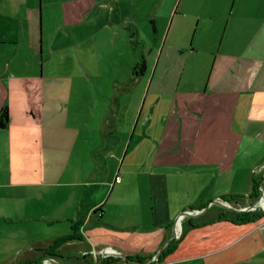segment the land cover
I'll return each instance as SVG.
<instances>
[{
  "label": "crops",
  "instance_id": "0c3cea01",
  "mask_svg": "<svg viewBox=\"0 0 264 264\" xmlns=\"http://www.w3.org/2000/svg\"><path fill=\"white\" fill-rule=\"evenodd\" d=\"M74 1L0 0V109L9 113L0 126V264L48 240H30L32 219L82 221L83 239L70 242L80 250L148 254L184 210L216 198L251 205L264 185V0L151 1L150 45L136 23L141 0L120 1L117 30L110 17L89 18L102 8L108 17L106 6ZM77 53H87L83 66ZM101 53H118L114 65L131 53L130 71L120 73L121 59L106 73ZM141 55L145 67L134 71ZM47 63L67 72L48 74ZM106 153L120 162L112 182ZM213 207L209 219L239 211ZM258 220L238 225L263 229Z\"/></svg>",
  "mask_w": 264,
  "mask_h": 264
},
{
  "label": "rangeland",
  "instance_id": "374dc122",
  "mask_svg": "<svg viewBox=\"0 0 264 264\" xmlns=\"http://www.w3.org/2000/svg\"><path fill=\"white\" fill-rule=\"evenodd\" d=\"M67 5L73 4L74 0H65ZM92 5H98L106 6L107 8L105 11L108 13V17L106 16V13L103 11V8L101 11L97 13V11H93L91 14H89V18H93V22H96L98 25V22H101V20H104L105 18L110 17L112 20V23H114L115 30L120 29V23L117 21L119 19V16L121 14V7L119 4L121 2H127L129 0H89ZM121 1V2H120ZM133 0H130L132 2ZM151 1L154 0H141L138 4L139 9L136 10L137 13V20L136 23L140 24L141 26V38H146V42L148 45L153 41L151 37L148 35V28L151 29V22L149 23V15L147 17V13L152 12V6L150 4ZM169 0H166L168 2ZM164 4V2L162 3ZM166 4V3H165ZM150 8V9H149ZM129 10H127L128 12ZM156 12L159 13L163 12L161 9H158ZM89 13V11H88ZM97 13V14H96ZM127 16V15H126ZM125 16V19H126ZM128 18V17H127ZM131 19H134L132 16ZM129 22H134L133 20H130ZM131 23V24H132ZM147 32V33H146ZM138 36V35H137ZM118 41L120 40L117 39ZM141 46H144L143 42H141ZM108 49V47H107ZM129 49V48H128ZM129 51V50H128ZM103 53L100 55V68L105 69L106 73L111 74V66H116L115 72H118L121 68V72L123 75L127 74V72L130 71V63H131V53H121L119 56L117 64H112L117 60V54L118 53H105L102 56ZM87 53H77L75 55L76 60H78L80 65H84L83 62L86 59L85 56ZM69 58L65 60V63L71 68L73 66L74 58ZM122 59V66H119V62ZM58 60V59H57ZM56 60V61H57ZM81 60V61H79ZM111 60V62H110ZM78 64V65H79ZM76 65V64H74ZM111 65V66H110ZM108 66H110L109 69H106ZM112 66V69H113ZM60 69V67H59ZM45 71L53 74H57L59 72V76H61L63 73L67 72V69L65 70H58L54 68V63H47L45 66ZM105 76V77H104ZM109 75L104 74L103 77L105 80L109 79ZM63 82H67L66 78L60 77L59 78ZM82 79H77L76 81L80 83ZM93 83L97 82L96 77L92 79ZM105 84V81H103ZM133 93V99L134 101L139 96L135 91H132ZM129 95L126 94L127 98ZM132 99V101H133ZM133 101V102H134ZM120 123L117 122V124ZM125 122H123V125ZM134 122L131 125V128H133ZM139 124L137 125L136 130H138ZM129 135L125 137L126 144L130 140ZM96 139V140H95ZM94 140L98 142L99 138H95ZM110 154V152H109ZM108 153L103 154L104 158L107 157V163L109 167V173L107 178L108 180L111 179V182L114 177V173L117 172V169L119 168V163L114 157H111ZM123 154V152H122ZM129 154V153H128ZM127 154V156H128ZM126 156V157H127ZM120 158L122 159L121 155ZM67 172V171H66ZM68 173L72 174L71 169H68ZM85 174V169H82L80 172V175ZM105 173V172H104ZM79 189V187L77 188ZM29 190L32 192V195H35L36 193V187L32 186L29 187ZM19 192V191H17ZM102 193L101 188H98L96 193L92 195V197L89 199V193L87 190V193H85V197L83 199L84 203L83 205H87V202L90 200H95L96 198H99ZM113 193L111 194V196ZM31 204H38L36 200L29 202ZM210 204L207 206V203L204 204V209H202L199 212L186 214L183 216V219L181 220V228L178 230L177 235H175L173 238L175 240L176 248L172 251V253L168 254V256L161 262H157L156 264H264V223L261 224V228H258L256 222L252 224H244V225H238L239 223L237 219L238 212H253V211H263L262 216L260 217V220L257 222L261 223L264 220V210L262 209H256V210H248V209H241V207L245 206L243 204L236 205L239 209L236 214L229 213L228 215H225V221H221L216 224H211L212 222H208L206 224H200L202 221H209V217H211V213L214 212L215 208H211ZM207 206V207H206ZM82 206V213L86 209ZM81 213V214H82ZM229 222L233 223L232 225L228 224ZM210 223V224H209ZM29 229L27 230V233L29 235V238L31 241L34 240H46L50 238H55L59 236H63L69 232V229L71 228L69 220L63 219L58 222L48 224L45 220H38V219H32L29 222ZM94 225L88 224L86 225L85 229L91 230ZM173 236V234H172ZM139 238L138 240H135V242H140ZM144 246H151L147 244L146 240L141 241ZM141 244V243H140ZM82 245L77 244H69L66 245V247L63 249V255L60 258L61 264H84V261H82L81 258V251L84 250V247H80ZM161 245H159L155 251L160 248ZM77 249V250H76ZM79 249V250H78ZM40 251V250H39ZM34 254V253H33ZM37 254V253H36ZM69 256V257H68Z\"/></svg>",
  "mask_w": 264,
  "mask_h": 264
},
{
  "label": "trees",
  "instance_id": "16d2710c",
  "mask_svg": "<svg viewBox=\"0 0 264 264\" xmlns=\"http://www.w3.org/2000/svg\"><path fill=\"white\" fill-rule=\"evenodd\" d=\"M144 67H145V59H144V56L141 55L139 61L134 66V71L138 70V72H140L144 69ZM8 120H9L8 108L7 106H3L0 109V126L1 127L6 126ZM256 190L257 188L255 186V181H254V185L252 187V191L249 193V196H255ZM98 208L101 209V207H98ZM262 212L263 211L261 212L260 211H253V212L252 211L251 212L250 211L249 212L239 211L237 214L236 220L239 223L251 222L255 220L256 218H260L262 216ZM224 216H225L224 214H220L217 216V218H212L209 221H202L198 225L200 224L203 225L208 222H213L216 219L224 218ZM80 224H82V221H75L72 223L71 231L69 233L63 236L48 239L44 242L36 243L35 247L29 250L27 252V255H24L18 261V264H42V260L44 257H54L56 260H58V258H61L62 256H64L63 249L66 247V245H69L70 242L83 239V236L78 232L80 228ZM175 248H176V244L173 238L169 241L168 244H166L164 249L161 251L158 259H152L155 252L148 253V254L135 253L132 255H126L125 258L121 256H113V255L106 256V257L99 256L96 260L92 259V257H90L89 255L88 256L81 255L80 259L84 261V264H138V263L156 264L157 262L163 261L168 256V254L172 253V251ZM50 264H54V263H50Z\"/></svg>",
  "mask_w": 264,
  "mask_h": 264
},
{
  "label": "built area",
  "instance_id": "2783aa9c",
  "mask_svg": "<svg viewBox=\"0 0 264 264\" xmlns=\"http://www.w3.org/2000/svg\"><path fill=\"white\" fill-rule=\"evenodd\" d=\"M115 180L116 181H119L120 180V176L119 175H116ZM259 190H261V194L257 197L255 203H253L251 205H245V206L241 207V209H248V210L262 209V210H264V203L261 202L264 199V185L263 184H261L259 186ZM216 199L223 201L227 205L233 206V204L230 203L227 200H223L221 198H216ZM210 204H215V203L211 201L209 203V205ZM184 211L185 212H189V213H195V212H198L199 209H187V210H184ZM184 215H185V213H181L178 216V219L176 220V228H175L176 229V235L178 233L177 223H178V221H181L183 219V216ZM109 250H112V248L111 247H104V248L97 249V250L91 248V249L82 250L81 251V254L82 255H85V256H88L89 255L90 257H92V259L96 260L99 256H102V257L110 256V254L103 253V251L106 252V251H109ZM52 258H54V257H52ZM43 262H45V264H50L51 263V262H49V259H47V258L43 259Z\"/></svg>",
  "mask_w": 264,
  "mask_h": 264
},
{
  "label": "water",
  "instance_id": "95a60500",
  "mask_svg": "<svg viewBox=\"0 0 264 264\" xmlns=\"http://www.w3.org/2000/svg\"><path fill=\"white\" fill-rule=\"evenodd\" d=\"M261 194V190H259V194L258 195H260ZM221 199H223V200H226V199H224V198H221ZM212 202H214L215 204H218V205H221V206H223V207H226V208H229V209H235L233 206H230V205H227L226 203H224L223 201H221V200H217V199H214V200H212ZM255 203V202H254ZM207 207V206H206ZM205 208V207H204ZM204 208H202V209H204ZM197 209V208H196ZM201 208H199V211H201L202 210ZM198 211V212H199ZM182 213H186V214H191V213H189V212H185V211H183ZM178 219V217L176 218V220ZM176 220H175V223H174V231H173V236L172 237H170L169 239H167L161 246H160V248L157 250V252L153 255V257H152V259H158V257H159V255H160V253H161V251L164 249V247L166 246V244H168L169 243V241L171 240V239H173V237L176 235ZM103 253H106V254H110V255H114V256H121V257H126V254L125 253H123V252H121V251H119L118 249H115V248H112V250H109V251H103ZM45 258H47V259H49V262H51V263H54V264H61V263H59L55 258H52V257H44L43 259H45ZM6 264H14V263H6ZM42 264H45V262H43L42 261ZM138 264H140V263H138Z\"/></svg>",
  "mask_w": 264,
  "mask_h": 264
},
{
  "label": "bare ground",
  "instance_id": "6f19581e",
  "mask_svg": "<svg viewBox=\"0 0 264 264\" xmlns=\"http://www.w3.org/2000/svg\"><path fill=\"white\" fill-rule=\"evenodd\" d=\"M261 202L264 203V199ZM180 228H181V221H178V223H177V229L180 230Z\"/></svg>",
  "mask_w": 264,
  "mask_h": 264
}]
</instances>
